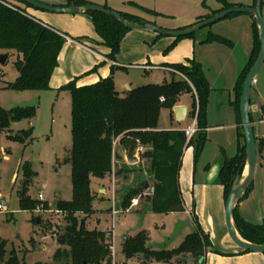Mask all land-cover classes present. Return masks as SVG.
I'll return each instance as SVG.
<instances>
[{
	"label": "rangeland",
	"instance_id": "rangeland-1",
	"mask_svg": "<svg viewBox=\"0 0 264 264\" xmlns=\"http://www.w3.org/2000/svg\"><path fill=\"white\" fill-rule=\"evenodd\" d=\"M61 1L63 0H53L57 4H61ZM91 1L103 6L106 4L108 8L118 12L136 14L163 29L170 30L187 26L193 23L197 16L222 7L218 0ZM227 1L240 6L251 5L254 0ZM36 11L60 19L55 20L58 25L51 24L74 36L75 40L68 38L64 41L57 68L45 89L15 90L7 86L17 75L13 52H8L6 62L0 64V107L4 110L33 107L31 117L14 120L8 128L0 131V203L5 206V209L0 211V239L6 241L5 260L11 255H16L19 264L50 262L57 246L56 237L63 226V213L55 209L56 202L59 199L69 200L72 196L70 163L67 160L72 145L71 93L60 87L74 77L77 84H84L109 74L112 75L115 89L120 95H124L128 87L169 82L173 77L180 75L178 70L171 67H168L169 71L161 66L150 67L151 64L162 65L193 58L202 65L208 92L205 140L199 152L195 142L184 149L179 169L178 187L187 210L167 213L148 209L147 191L152 186V179L148 174L147 162L138 160L134 164L128 163L125 149L117 140L113 143L111 172L104 178L92 177L90 183L96 198L93 212L85 224L87 228L111 229L115 264H163L142 254L126 258L121 252L122 236L144 235L145 247L148 250L173 248L194 230L195 223L192 218L201 214L210 194L208 187H222L216 178L217 169L225 158L235 155L238 143L241 148L245 145L241 126L237 128L236 125L237 109L233 104V90L239 68L248 58L253 46V17L247 12L230 13L191 35L179 37L160 34L154 38L149 32L128 29L115 54V60L121 66H113L101 55L108 54L109 48L102 43L91 17L88 21L79 20L83 22L79 24L70 19L79 17L80 14L70 15L40 9ZM261 14L264 19V0H261ZM210 33L225 37L232 44L218 39L201 40ZM195 93V88L192 87V92L181 97V101L191 107L184 121L177 124L173 119L170 120L167 108H163L159 114L158 127L165 130L177 126H194L196 132L191 138L193 141L198 132L196 125H191L195 116L190 114L192 96H195ZM250 98L257 144L252 186L264 190V147L259 149V139L264 137V62L255 75ZM171 116L173 117V114ZM24 130H28L27 136L20 133ZM16 134L22 139L8 137ZM139 146L133 152L138 157L143 150L139 151ZM117 155L122 156L125 163L131 167L126 175L122 173L119 177L116 173L119 168ZM24 164L31 169L30 176H23ZM144 182L147 183L146 186H143ZM128 187L136 189L137 192L132 198H138L139 202L130 206L131 198L121 207V196ZM22 188L33 199H37V193L42 192L43 200H39L35 209H20L18 192ZM113 201L118 212L112 225ZM37 215L42 216L43 223L40 226L35 223ZM171 262L195 264L190 255L181 254L172 256Z\"/></svg>",
	"mask_w": 264,
	"mask_h": 264
},
{
	"label": "trees",
	"instance_id": "trees-1",
	"mask_svg": "<svg viewBox=\"0 0 264 264\" xmlns=\"http://www.w3.org/2000/svg\"><path fill=\"white\" fill-rule=\"evenodd\" d=\"M218 1L222 4L220 9L198 16L195 22L208 18L224 8L236 6L227 0ZM89 2L88 0H66L65 5H82ZM29 7L32 6L18 0H0V52L15 54L13 63L17 75L7 84L15 90H41L48 87L67 36L66 33L45 25L30 14L27 11ZM144 10L152 12L149 9ZM85 13L91 16L98 36L109 48L107 57L114 60L128 28L104 13L98 11ZM120 13L129 22L145 21L138 15ZM253 31L252 49L244 67L238 73L234 86L233 104L237 113L242 83L259 51L255 22H253ZM216 39L232 44L229 39L213 33H210L203 41ZM167 66L178 70L180 75L173 77L169 82L149 83L130 88L124 95H119L115 89L112 75L84 85H77L76 77H74L60 87L71 93L72 145L67 160L70 163L72 196L69 200L59 199L56 202L55 209L63 213V226L57 234V246L51 261L36 264H112L109 249L110 231L87 228L85 221L93 212V203L96 198V194L91 190V178H104L111 172L115 140L124 147L125 152H134L138 145L143 146V150L139 153V162H147L148 174L152 179L148 209L167 213L184 210L178 187V172L184 146L195 142L199 152L205 140L208 83L204 78L201 63L194 59L169 63ZM192 87L195 88L196 93L192 96L190 114L196 118L195 125L198 132L193 141L191 138L194 134L187 141L184 130H160L157 123L161 109L172 110L179 96L192 92ZM32 115L33 107L31 106L15 107L10 110L0 107V131L8 128L10 122L29 118ZM20 133L27 136L29 132L24 130ZM8 137L22 139L17 134L8 135ZM263 144L264 137L259 139V149ZM244 147L241 148L238 144L235 155L225 158L218 170L217 179L223 187L224 199L235 176L242 172ZM117 157L119 168L116 173L118 177L122 173L126 175L131 167L125 163L122 156L117 155ZM22 170L23 176L26 174L30 176L31 169L27 164L23 165ZM146 185L147 183L144 182L143 186ZM136 192V189L131 187L123 191L120 206L126 205ZM18 199L22 210H33L39 203V199L31 198L24 188L19 190ZM192 219L195 223L194 230L173 248L148 250L145 247L144 235L137 234L122 240L121 252L126 258L142 254L163 264H175L171 262L172 256L190 255L195 264H203V257L207 250L219 252L212 247L208 234L203 231L196 218ZM233 220L243 238L255 243H264V218L260 224L247 222L236 213L235 208ZM5 245L6 241L0 239V263L19 264L16 255H11L5 260ZM242 252L248 251L242 250Z\"/></svg>",
	"mask_w": 264,
	"mask_h": 264
},
{
	"label": "water",
	"instance_id": "water-1",
	"mask_svg": "<svg viewBox=\"0 0 264 264\" xmlns=\"http://www.w3.org/2000/svg\"><path fill=\"white\" fill-rule=\"evenodd\" d=\"M18 1L29 4L30 6H32V8L40 9V10H48L51 12L77 14L81 12L85 13L86 11H98L106 15L112 16L113 18L117 19L124 27L128 29L155 32L157 34L168 35L173 37H179V36L191 34L210 23L225 17L230 13L247 12L253 16L257 28L259 51L256 59L254 60L247 74L245 75L239 97L240 125L242 128V135L245 144L244 165L241 174L235 176L231 184V187L229 189V192L227 194V197L225 199L224 221L228 236L239 249L264 254V243H255L243 238L236 229L233 220L234 209L236 208L242 196L249 189L253 181V177L256 169L257 144L253 131V121L251 120V116H250L251 110H253L251 107L250 94H251V87L254 82L255 75L258 72L262 63L264 62V19L261 14V0H254L253 5H240V6H231L224 8L208 18L194 22L186 27L173 29V30L163 29L153 24L152 22H148V21L129 22L120 12L92 2L82 5H55V4L44 3L38 0H18ZM7 57H8L7 53L0 52V64H4L7 60ZM172 109L175 113L176 119H180V117H182V115H184L186 111L185 107L182 105H175L173 106ZM125 158L126 161L130 164H134L138 161V157L132 151H127L125 153ZM218 170L219 168L216 171V177ZM146 201L149 202L150 199L147 198ZM35 223L38 226L42 225L43 220L41 215L36 216ZM124 238H126V236H122V240Z\"/></svg>",
	"mask_w": 264,
	"mask_h": 264
},
{
	"label": "crops",
	"instance_id": "crops-1",
	"mask_svg": "<svg viewBox=\"0 0 264 264\" xmlns=\"http://www.w3.org/2000/svg\"><path fill=\"white\" fill-rule=\"evenodd\" d=\"M41 1H44L45 3L55 4V5H65V3H66V0L61 1V4H57L56 2H53V0H41ZM88 1L92 2L91 0H88ZM92 3H96V2H92ZM105 3H107V2H105ZM253 3H254V1H253ZM253 3L251 5H253ZM218 9H220V8H217L214 10H218ZM27 11L30 14H32L34 17L39 19L45 25H50V26L60 30L61 32L66 33L65 31H63V30L57 28L55 25L51 24V23H54V24L58 25V23H56L55 20L58 21L60 19H58L57 17H54L53 15L50 16V15H47L44 13H37L36 9L32 8V7L27 8ZM77 14H80V15H78L79 17H71L70 21H75L79 24H83V22H80L79 20L83 19V21H86V20L88 21L91 19L90 18L91 16H89L88 14H86L84 12L77 13ZM70 15H73V14H70ZM134 15H136V14H134ZM199 16H201V15H199ZM144 20L151 22V20H148L145 18H144ZM191 24H189V25H191ZM184 27H186V26H184ZM130 30H132V29H130ZM144 32H148V31H144ZM149 33L153 34L154 38H156L158 36V34L155 32H149ZM68 38L71 40H75L74 36H70L67 34L66 39H68ZM203 39L204 38H202L201 40L203 41ZM120 44H121V42H120ZM59 55H60V53H59ZM101 55L106 60L110 61L113 64V66H121L120 64H118L119 62L116 61L115 58H114V60H112V59H109L107 57V54H101ZM187 59H190V58H187ZM191 59H193V58H191ZM247 59L248 58H246L245 61L242 62L240 68H242V65H245ZM185 61L186 60H184L183 62H185ZM58 62H59V56H58ZM169 63H178V62H168V64ZM141 66H143V65H141ZM146 66L147 65H145V67ZM151 66L152 67L161 66L164 69L169 70V68H168L169 66H167V64H162V65H152L151 64L150 67ZM56 68H55V70H56ZM240 68H239V70H240ZM55 70H54L51 78L53 77ZM108 75L109 74H106L104 76H100L97 80H99L100 78L106 77ZM97 80H95V81H97ZM95 81H93V82H95ZM93 82H90V83H93ZM90 83H84V84H90ZM84 84H77V85H84ZM128 89H130V88L128 87L127 90ZM184 94H186V93H184ZM187 94H189V93H187ZM182 95L179 96V98L175 104V105H182L186 109L185 114L182 115V117H180V119H176V116H175L173 109L172 110L167 109L169 112L170 120L173 119L174 121L177 122V124H180L182 121H184L186 119L187 115L189 114L190 108H191V107L189 108L185 103H183L181 101ZM233 95H234V99H235L234 90H233ZM251 107H252V105H251ZM251 112H252V110H251ZM171 113L173 114V117L171 116L172 115ZM195 121H196V118L193 120L191 125H195ZM236 125H237V128L239 126H241L240 125L239 112L237 113V124ZM157 127H158V124H157ZM186 128H188V126ZM186 128H180V126H177V127H170L169 129H181V130L185 131ZM158 129H160V128L158 127ZM238 132H239V129H238ZM193 134H195V133H193ZM238 138H239V133H238ZM188 140H189V138H187V141ZM188 146L187 145L184 146L183 152H184V149L187 148ZM263 147H264V144L262 145V148ZM183 154L184 153H182V158H183ZM182 158H181V162H182ZM138 160H139V157H138ZM178 175H179V172H178ZM222 188L223 187H210V186L208 187V190L210 193L208 200H206L205 204L203 205V207L201 209V214L198 217L195 216L197 223L201 226L203 231L208 234L212 247L219 252V253H216V252H213L211 250H207L204 257H203V264H264V254L258 253V252H250V251L242 252V250L239 249L231 241V239H229L230 237L228 236L226 225L224 226L225 221L223 224L225 199H224ZM183 206H184L183 211L187 210V207L185 206L184 202H183ZM190 213H191V211H190ZM236 213L247 222H250L253 224H260L264 218V190L260 189L259 187L252 186V183H251L250 188H249L248 192L246 193V195H244L240 199V201L238 202V204L236 206Z\"/></svg>",
	"mask_w": 264,
	"mask_h": 264
},
{
	"label": "built area",
	"instance_id": "built-area-1",
	"mask_svg": "<svg viewBox=\"0 0 264 264\" xmlns=\"http://www.w3.org/2000/svg\"><path fill=\"white\" fill-rule=\"evenodd\" d=\"M263 120H264V119H263ZM194 132H195V128H194V126H192V127H188V128L185 129V134H186L187 138H190V137L193 135ZM138 149H139V151H141V150L143 149V147L140 145V146L138 147ZM151 192H152V186H151V187L149 188V190L147 191L148 195H150ZM148 195H147V196H148ZM37 199H39V200H43L42 192H38V193H37ZM138 202H139V199L134 197V198L131 199V204H130V206L137 205ZM4 209H5L4 204H1V203H0V211H2V210H4ZM117 212H118V211H116V209L114 208V201H113V204H112V210H111V213H112V219H111L112 225H113L114 222H115V217H116V213H117ZM108 231H110V233H111V229H110V228L108 229ZM111 235H112V233H111ZM109 249H110V252H111V256H112V258H113V260H112V264H115V261H114V255H115V253H114V246H113V242H112V236H111V243H110V245H109Z\"/></svg>",
	"mask_w": 264,
	"mask_h": 264
}]
</instances>
